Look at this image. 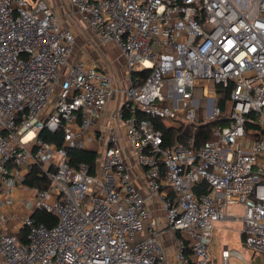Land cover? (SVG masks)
Segmentation results:
<instances>
[{
	"label": "built area",
	"instance_id": "obj_1",
	"mask_svg": "<svg viewBox=\"0 0 264 264\" xmlns=\"http://www.w3.org/2000/svg\"><path fill=\"white\" fill-rule=\"evenodd\" d=\"M67 2L120 48L128 86L116 103L49 0H0V264H168L164 230L176 264H212L215 222L230 220L264 261V0ZM156 119L219 122L199 145L166 144ZM75 148L103 154L95 173L72 166ZM35 165L45 189L25 183ZM238 254L225 245L223 263Z\"/></svg>",
	"mask_w": 264,
	"mask_h": 264
},
{
	"label": "rangeland",
	"instance_id": "obj_2",
	"mask_svg": "<svg viewBox=\"0 0 264 264\" xmlns=\"http://www.w3.org/2000/svg\"><path fill=\"white\" fill-rule=\"evenodd\" d=\"M76 30L74 56L85 55L99 62L102 67L112 73L118 88V92L114 97V101L117 103L122 96V91L128 86L124 58L120 48L114 44L100 43L95 35L83 24L78 25ZM99 159L103 161V154L100 155ZM230 211L233 214H243L244 206L242 204L233 205L230 207ZM240 228V221L237 220L215 222L213 236L209 242L212 264H224L221 257V249L224 245L235 249L242 255V257L239 254L232 255L229 259V264L253 263L252 251L243 244ZM257 260L259 261L260 259L258 258ZM258 261L257 264H259Z\"/></svg>",
	"mask_w": 264,
	"mask_h": 264
},
{
	"label": "trees",
	"instance_id": "obj_3",
	"mask_svg": "<svg viewBox=\"0 0 264 264\" xmlns=\"http://www.w3.org/2000/svg\"><path fill=\"white\" fill-rule=\"evenodd\" d=\"M217 87L219 88L220 91L219 104L221 105L222 108L225 109V106L227 105V100L229 98V92L222 90V87L220 85H218ZM155 121L157 127L163 130L166 144H172L174 142L186 143L187 139L193 136L196 138V142L198 145L208 139L213 138L211 128L213 124L219 122L218 120H216L206 125H201V126L199 125L198 127L194 124L193 125L180 124L176 127H169L167 123L159 119H156ZM41 136L49 142L55 143L56 145H61V139H62L61 132L54 133L51 131L44 130L43 132H41ZM69 156L73 167H78L81 163H87L90 166L92 173H95L97 171V165L99 160L98 152L93 150L75 148L69 150ZM25 183L30 186H37L41 189H45L49 186L50 179L43 172V170L39 165H35L31 168ZM196 191L198 193L209 192V185L206 182H202L197 186ZM34 217L36 218L38 223H43L48 227H52L57 223V216L46 210H37L34 214ZM188 254L190 255V257L193 258L190 250L188 251ZM258 258L260 259L259 261L257 260ZM257 261L259 262V264H264V261L261 259V257H257L253 259L252 261L253 263L251 264H257Z\"/></svg>",
	"mask_w": 264,
	"mask_h": 264
},
{
	"label": "crops",
	"instance_id": "obj_4",
	"mask_svg": "<svg viewBox=\"0 0 264 264\" xmlns=\"http://www.w3.org/2000/svg\"><path fill=\"white\" fill-rule=\"evenodd\" d=\"M49 1L52 4V6L54 7V10H55L56 14L58 15L62 25L72 28L75 33L77 31L76 28L78 27V25L83 24L87 27V24L83 21L81 15L77 12V10H75L73 8V6H71L67 2V0H49ZM82 56H85V55H82ZM87 58L90 61L98 64L101 68L107 70L106 68L102 67L99 62L94 61V60L90 59L89 57H87ZM112 104H113V102H111L109 109L111 108ZM240 224L242 227L241 221H240ZM240 231H241V228H240ZM171 236H172V231H170V230H164L162 233L163 243L167 247L168 264H176L175 255H174V247H173V244L171 243V240H170ZM224 247H225V245L223 246V248ZM222 249H221V253H222Z\"/></svg>",
	"mask_w": 264,
	"mask_h": 264
}]
</instances>
